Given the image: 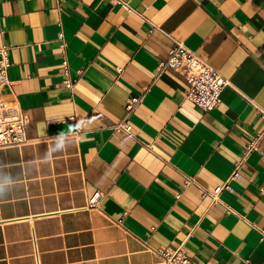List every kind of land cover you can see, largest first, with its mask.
Instances as JSON below:
<instances>
[{
  "label": "crops",
  "instance_id": "1",
  "mask_svg": "<svg viewBox=\"0 0 264 264\" xmlns=\"http://www.w3.org/2000/svg\"><path fill=\"white\" fill-rule=\"evenodd\" d=\"M124 1L132 11L0 0L3 94L29 138L0 148V264H166L161 248L180 246L196 262L264 264V0ZM176 42L228 80L212 111L179 72L159 73Z\"/></svg>",
  "mask_w": 264,
  "mask_h": 264
},
{
  "label": "built area",
  "instance_id": "2",
  "mask_svg": "<svg viewBox=\"0 0 264 264\" xmlns=\"http://www.w3.org/2000/svg\"><path fill=\"white\" fill-rule=\"evenodd\" d=\"M114 1L120 3L127 11H132V8L126 1ZM58 38L61 41V48L65 51L64 32L60 33ZM8 48V45H0V148L23 145L29 140L27 137V115L20 107L12 105L3 94L4 87L11 84L9 78L10 58ZM67 66L68 60L64 58L63 68L67 70ZM158 66L159 73L167 69L179 72L189 84L185 94L186 98L196 103L204 111H212L222 102V92L229 85L228 80L215 66L209 64L194 50L192 51L187 46H184L182 42H176L174 48L170 50L168 57L161 60ZM65 83L67 86L73 87L74 79L69 77L65 80ZM140 100L141 96L130 98L127 101V111L131 113L139 105ZM262 117L264 118V114H262ZM131 127L130 122L123 120L117 126V129L129 131ZM257 140H253L248 145L247 153L257 147ZM240 166L241 163L236 165L229 180L215 187V190L212 192L214 199L219 196L222 190H232L231 181L234 178L242 177L239 171ZM186 183H191V180L188 179ZM102 196V193L95 192L88 202V207H98ZM160 251L166 264H208L194 261L183 246L173 251L164 248H161Z\"/></svg>",
  "mask_w": 264,
  "mask_h": 264
}]
</instances>
